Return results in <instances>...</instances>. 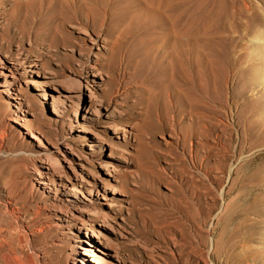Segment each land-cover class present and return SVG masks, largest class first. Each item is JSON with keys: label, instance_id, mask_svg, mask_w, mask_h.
Instances as JSON below:
<instances>
[{"label": "rangeland", "instance_id": "rangeland-1", "mask_svg": "<svg viewBox=\"0 0 264 264\" xmlns=\"http://www.w3.org/2000/svg\"><path fill=\"white\" fill-rule=\"evenodd\" d=\"M59 3L0 0V264H264V0Z\"/></svg>", "mask_w": 264, "mask_h": 264}, {"label": "bare ground", "instance_id": "bare-ground-1", "mask_svg": "<svg viewBox=\"0 0 264 264\" xmlns=\"http://www.w3.org/2000/svg\"><path fill=\"white\" fill-rule=\"evenodd\" d=\"M60 0V9L63 10L61 11V14L63 12H65L66 10V5H65V1L63 0ZM170 2H173V0H168ZM73 2V1H72ZM88 5V4H87ZM68 7V6H67ZM52 9V7H51ZM54 11V10H53ZM52 12V10H51ZM79 14V12H78ZM84 14V13H83ZM59 15V14H58ZM88 16V14H87ZM90 17V16H89ZM179 17V16H178ZM180 18V17H179ZM91 19V18H90ZM230 30H233L232 26L229 27ZM196 30L195 34H193V32ZM218 31V30H217ZM259 31V29H258ZM200 32V27H188V26H184L182 25L181 27H178V39H177V45L178 46H175L178 51H179V54H178V59H179V64L181 65V70H182V73L184 76H188L189 74H191L190 72V69H192L193 71V75H194V80H201V83H200V87L203 89L204 87V84H202L203 81H207V76L209 77V71L205 69V65H206V59L204 57V55H202L201 51L199 52V58H198V61L195 62V59H194V49L196 48V44L199 43V39L198 38H195L196 37V34ZM220 32V31H218ZM260 33V32H259ZM258 34V33H257ZM264 34V33H263ZM185 37H188V39L184 40ZM189 37H192L189 39ZM261 37V36H260ZM195 38V44L191 43V40ZM261 39V38H260ZM217 45V44H216ZM215 45V46H216ZM215 47H214V44H213V51H214ZM218 50V49H217ZM219 52V51H218ZM214 53H216L214 51ZM213 53V54H214ZM176 54V53H175ZM209 55V54H208ZM189 56V57H187ZM211 68V67H210ZM212 68H215V67H212ZM7 72H10V74H7ZM1 75H3L6 80L8 78H11V76L14 78V74L13 72L11 71V69H8V71L4 70L1 72ZM215 75V74H214ZM190 76V75H189ZM185 77V78H186ZM183 77V79H185ZM188 78V77H187ZM188 80V79H186ZM190 81V80H189ZM197 83H199L198 81H196ZM190 83V82H189ZM34 86H36V89L39 91V92H45L46 91V83H41V82H34L32 83ZM196 84V83H195ZM207 84V82H206ZM198 87V86H197ZM196 87V88H197ZM201 90V89H200ZM205 91V90H204ZM40 97H42L43 99H46V95L44 93H41ZM70 97L69 96H64V97H61V98H58V102L60 103L61 106H65L67 104V100H69ZM61 112L57 109V108H54L53 109V114L55 116H58L60 117ZM107 174H110V171L109 169H107ZM104 263V262H103ZM111 263V262H110Z\"/></svg>", "mask_w": 264, "mask_h": 264}]
</instances>
